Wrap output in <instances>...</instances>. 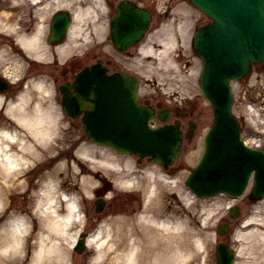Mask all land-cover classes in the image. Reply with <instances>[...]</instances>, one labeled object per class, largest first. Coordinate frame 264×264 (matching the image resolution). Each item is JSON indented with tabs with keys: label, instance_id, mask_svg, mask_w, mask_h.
Instances as JSON below:
<instances>
[{
	"label": "bare ground",
	"instance_id": "bare-ground-1",
	"mask_svg": "<svg viewBox=\"0 0 264 264\" xmlns=\"http://www.w3.org/2000/svg\"><path fill=\"white\" fill-rule=\"evenodd\" d=\"M29 1L33 3L37 11L47 9L51 1H55L58 6L69 5L67 0H45L42 6H39V0ZM99 1L91 0L85 7H82L83 5L79 2H74L76 4L73 9L75 22L70 28V38L73 36L71 34L81 31L80 20L94 14L93 11L99 6ZM96 2L97 5H95ZM12 18L13 14L7 10H0V34L7 32L15 35L17 41L24 46L30 56L40 58L42 49L39 46L44 35L42 28L37 26L34 32L23 30L22 27L13 28ZM3 20L5 21L2 22ZM164 27L163 30H167L168 25ZM182 27L184 24L180 25L181 29ZM158 32L160 33V31ZM173 35L174 32H167L162 37L164 39V44L161 43L163 49L152 48L150 50L146 48L144 51L156 54L159 60L167 59L168 64L175 66L171 57L166 56L168 48L172 45ZM48 49L57 52L60 57L72 50L70 41ZM47 92L48 87L43 79L32 78L27 80L23 88L12 97L0 93V112L4 116L0 121V264H72L69 263L71 262V252L59 241L61 239L59 236L64 234L68 226L76 219L80 220L81 216L76 195L60 191L62 185L60 181L55 180L51 172L48 173V176L45 175L40 179L39 188L33 193L36 198L31 197L33 210L30 213L18 212L14 214L11 212L5 214V209L8 206L7 197L13 196L20 189L23 178L19 174H23L25 169L40 161L48 151L52 152L54 158L59 156V145L54 143L58 137V131L53 126L55 115L50 106L46 104ZM77 152L86 156V159L82 160L83 162L93 164L84 165L83 168L68 159L65 160V165L70 171L71 167L74 168V171H71L72 176L80 174L82 169L87 170V173L83 174L81 178L79 190L81 193L88 192L96 183L92 176L93 173L99 171L96 166H101L103 170L112 172L111 170L121 160L125 165L130 164V159L127 156L115 155L107 148L96 147L87 142L80 143ZM80 159L83 157L80 156ZM96 163L97 165H95ZM93 170L95 171L92 172ZM110 172L108 174L113 178L114 187L127 188L132 182L128 175ZM156 174L157 172L154 173V175ZM148 175L152 176L153 171L150 170ZM11 179L16 181L12 182ZM158 185L157 179L150 180L149 178L142 187L147 200L142 210L132 218L134 226L126 228L130 222L129 218L124 214H118L105 220L99 230L86 239V243L94 248V254L90 256L88 264H178L184 259V255H188L178 251L168 253L160 248L162 233L166 239L170 230H177L174 233L171 231V234L176 236L188 233V230L184 228L183 220L171 222L162 218L158 210H152L154 203L157 204ZM32 216H35L34 222L37 225V231L32 248L28 250L27 255L23 256L22 252L29 245L27 237ZM257 219L260 220L259 217L252 215L248 221L256 223ZM262 222L264 223L263 218ZM106 224L111 225V230L103 226ZM115 233L114 244L107 246L110 237L113 238ZM132 234L139 235V237H132ZM146 235L149 241L144 238ZM238 236H250L254 239L255 236L259 237V232L252 227L246 232H240ZM140 237L145 242V246L140 244ZM198 241L196 239V244ZM253 244V242L250 243L251 248ZM146 247L148 250L145 249ZM243 248L244 245L237 248L238 254ZM117 250L123 252H116ZM260 251L264 253V248L261 247ZM247 264H261V262L252 259Z\"/></svg>",
	"mask_w": 264,
	"mask_h": 264
},
{
	"label": "rangeland",
	"instance_id": "rangeland-1",
	"mask_svg": "<svg viewBox=\"0 0 264 264\" xmlns=\"http://www.w3.org/2000/svg\"><path fill=\"white\" fill-rule=\"evenodd\" d=\"M143 3L149 6L154 12V19L150 31L145 38L146 40H144L142 43L143 47L161 50L162 46L159 43L161 42V39H163L162 37L167 34V32H172L174 30V40H176L179 44L177 49L180 48L181 53L184 54L174 55L173 60L177 65L173 67L167 63V59L159 60V57L154 53L148 54V52L143 51L144 49L141 50V45L140 47L130 48V55L133 62L130 60L126 62L125 65L130 67L131 70L136 71V73L140 76L142 93L150 94L152 96L171 98L175 103L177 101L174 100L175 98H173V96L177 99L186 97V99L192 102V105L186 103V107L194 108L193 118L197 121V127L195 129L194 135L190 139L185 140L181 154L174 163V167L177 170L176 178H180L182 180L189 168L193 166L198 159L202 148V137L204 131L212 119V109L207 104L205 99L200 95L197 86L199 60L196 56L191 54L189 48V38L192 30L191 27H193L195 23L200 24L204 22L205 18L198 10L191 7L187 2H184V0H143ZM56 8L57 5H51L49 7V12L54 11ZM49 12H47V15ZM84 19L80 21L82 27H86L88 25L92 26L89 20L84 22ZM181 24H184L185 28L182 27L181 29ZM166 25H168V27H166L167 30H163V28H165L164 26ZM90 30L92 33L90 34V37L86 39V41L91 39L93 34H97L93 28H86L82 37L87 38L86 35H88ZM158 31H160V33ZM185 31L187 32L186 38L184 34ZM78 34L74 38V43L81 41ZM182 37L184 38L183 41ZM162 41H164V39ZM74 49V51L64 54V57H66L65 59H67V57H71V53L74 54V57H82L83 52L86 51L85 47L82 49L80 47ZM109 50L110 48L108 49V46H100V48L98 47L89 49L88 51L90 53L96 54L100 52V55H105L106 57L109 56ZM167 56L171 57L169 56V53ZM65 59L63 61H65ZM63 61L51 62L49 65L45 64V66L40 69V72L44 74V79L46 80L50 91V95H47L45 98L46 104L50 106V109H53V113L59 119L60 137H58L56 140L57 144L59 145V156L54 158L52 157V152L48 151L47 154L43 155L35 168H33L28 174L23 175L19 191L9 198L10 207L7 212L10 211V213L12 212L14 214H17L18 212L30 213L33 210V202L31 197L34 199L33 193L37 190V183L43 176H48V173L51 172L55 177V180L60 181L62 189H68L69 191H73L76 194V196L79 198V204L86 215L81 223H75L66 234L64 233L62 236L60 235V242L70 248L72 235L78 228L84 227L85 225L91 226L97 221H104L107 219L109 220V218L111 219L112 216L118 214H124L125 217H128L129 220L132 221V218L135 217L133 213L137 208L141 207V201L140 199H138V201L129 199L127 195L128 191H125L124 189L119 190L117 187L113 188L112 185L114 184L113 180H111L113 178L110 174H108L110 170H106V172L101 166H96L101 174L93 173L92 176L96 180V183L90 188V190L85 193H81L79 191L82 182L81 178L83 174L87 173V170L82 169L80 174L77 176H72L71 171L73 172L74 168L71 167L70 171V169H68L65 165V160L68 159L71 162H74V164L83 168L84 165L89 166L93 164L83 162L82 160H85V157L83 154H79L77 152L78 137H80L79 140L82 139L83 141L89 142L85 138L82 128L78 125L76 120L65 117L60 111L58 104H56V101L59 100V97H55L53 92V87L56 84V82L53 81V77L54 75H60L59 69ZM35 72L38 73V71ZM233 89L235 97L233 107L234 112L237 115H243L244 117V138L250 144L260 143L262 146H264V106L260 103L259 98L255 99L254 97V91L259 90L261 93H264V70H252L250 75L246 79L242 80V82L234 83ZM14 90L15 86L7 91L6 94L10 95ZM3 118L4 116L0 112V121ZM80 156L83 157V159H80ZM119 163L120 164L111 171L113 173L118 172L119 174H125L134 178V176L131 175L132 167H127V165H124L122 160ZM149 164L150 163L145 162L144 164L138 165V168L136 169H145V167ZM95 165H97V163ZM144 172L142 171L141 175H145ZM103 174L110 178L109 180H111V182L102 180ZM138 174H140V172H138ZM107 182H109V185L106 184ZM165 185L171 187V189L176 188V186L171 185L170 182L166 183ZM109 189H113V191L107 192ZM178 190L180 205L173 207L172 211H178L180 218H185L188 221L187 223L191 227H194V239L190 236L185 239L182 238L180 240H173L175 243L171 242L170 244L171 246L174 245V247L178 246L180 248V252L193 251L194 256L196 257V261H193V264H200V262L201 264H215L214 253L212 250V247L215 243V237L217 236L215 234V227L217 218L222 214V211H224L225 204L228 202V199L218 195L206 200L197 201L194 207L186 206L187 199L185 198L190 196V194H188V192L185 190L182 181H179ZM96 192L102 193L106 201L101 213H97L94 208ZM249 207L250 206L243 203L240 213H246V210ZM256 208L258 211L255 213V216L259 217L260 220L257 219L254 229L259 232V237L256 238L255 236L254 239L250 236L241 237L242 239H240V241L243 242L244 248L237 257L236 264H247L250 263L252 259L264 264V253L263 251H260L261 247L264 248V223L262 222V218L264 219V202H259L256 205ZM165 212H167V210L166 206L164 205L161 208L160 213ZM184 212L186 214H184ZM34 217L29 222V225L33 230L31 234L32 240L28 241L29 245L22 252L23 256L28 254V250L32 248L34 243L35 233L37 231V225L34 222ZM131 225L132 224H128L126 227L129 228ZM107 226L108 229L112 228L109 224H107ZM242 227V225H236L234 228L235 231L233 237L230 236L231 243L239 241L236 240L238 238H236L235 233L242 231ZM115 236L116 233L113 235V238L110 237L108 244H114ZM133 236L135 237V235ZM196 239H200V241L207 244L204 253L201 251L200 246L196 244ZM251 242L254 243L252 248L250 245ZM146 249L148 250L147 247ZM116 252L122 253L123 251L117 250ZM93 253L94 250L93 246L91 245H87L81 253L71 249V258L74 261L73 264H88V259Z\"/></svg>",
	"mask_w": 264,
	"mask_h": 264
},
{
	"label": "water",
	"instance_id": "water-1",
	"mask_svg": "<svg viewBox=\"0 0 264 264\" xmlns=\"http://www.w3.org/2000/svg\"><path fill=\"white\" fill-rule=\"evenodd\" d=\"M127 7H125L124 9H127L129 12L134 13L135 10L133 9L134 6L132 4H125ZM132 18V16L129 13H126L125 16H120V19L122 21L121 23V29L123 30V32L127 33H134L135 29L133 30L134 25L136 24L137 20H136V13L134 14V22L127 24V22ZM147 22V20H146ZM140 26H144L145 22L143 23V18H140L139 20ZM132 31V32H131ZM83 77H80V81L82 80ZM108 92L109 91H102V93L99 94L100 97H98L97 99H103L102 102L98 103V106L94 107V109L91 111L90 116L88 118V121L86 123V125H90V121H91V117L93 115V119L96 121V123L100 124V127H94L90 130V132H92L93 134L99 136V137H105L107 139H109L111 137V135L113 134V132H111V124L108 121L109 118L107 116H103L106 112H108L109 108L107 107V99H108ZM130 97V95H129ZM95 110V111H94ZM105 125V127H103ZM90 128V127H89ZM88 128V129H89ZM149 129H145V135L143 137V143L147 144L148 147L151 144V141L154 140V142L156 144H160L161 146H166L167 142H165L164 140H162L159 136H155L154 133L149 132ZM150 135V136H149ZM206 166V164H205Z\"/></svg>",
	"mask_w": 264,
	"mask_h": 264
}]
</instances>
